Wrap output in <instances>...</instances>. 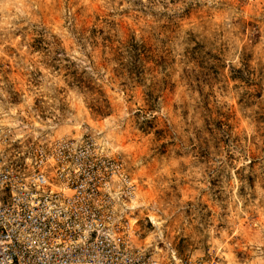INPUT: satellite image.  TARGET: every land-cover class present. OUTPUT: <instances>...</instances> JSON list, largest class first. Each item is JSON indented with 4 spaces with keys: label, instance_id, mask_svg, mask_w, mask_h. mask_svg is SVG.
<instances>
[{
    "label": "rangeland",
    "instance_id": "rangeland-1",
    "mask_svg": "<svg viewBox=\"0 0 264 264\" xmlns=\"http://www.w3.org/2000/svg\"><path fill=\"white\" fill-rule=\"evenodd\" d=\"M88 145L133 245L264 264V0H0V157Z\"/></svg>",
    "mask_w": 264,
    "mask_h": 264
},
{
    "label": "built area",
    "instance_id": "built-area-1",
    "mask_svg": "<svg viewBox=\"0 0 264 264\" xmlns=\"http://www.w3.org/2000/svg\"><path fill=\"white\" fill-rule=\"evenodd\" d=\"M49 158L55 179L46 172ZM88 161L92 145L51 157L40 150L32 171L0 157V264H186L171 245L165 261L129 241L117 199H98Z\"/></svg>",
    "mask_w": 264,
    "mask_h": 264
},
{
    "label": "trees",
    "instance_id": "trees-1",
    "mask_svg": "<svg viewBox=\"0 0 264 264\" xmlns=\"http://www.w3.org/2000/svg\"><path fill=\"white\" fill-rule=\"evenodd\" d=\"M141 49L143 50V48L141 47Z\"/></svg>",
    "mask_w": 264,
    "mask_h": 264
}]
</instances>
